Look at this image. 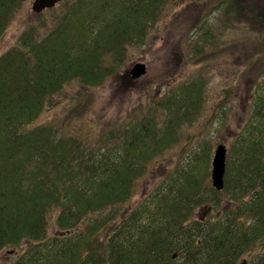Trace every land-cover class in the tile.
I'll return each instance as SVG.
<instances>
[{"label": "trees", "instance_id": "trees-1", "mask_svg": "<svg viewBox=\"0 0 264 264\" xmlns=\"http://www.w3.org/2000/svg\"><path fill=\"white\" fill-rule=\"evenodd\" d=\"M164 1L64 0L47 35L39 38L31 27L0 56V250L30 243L14 264H240L247 248L264 239L260 123L257 129L251 123L249 141L243 136L232 149L237 162L222 191L206 189L201 177L210 154L204 146L189 169L164 176L147 200L116 222L135 182L196 114L202 80L168 93L160 104L163 120L149 112L92 145L59 135L53 125L26 128L68 82L96 87L115 74L123 48L140 41L144 22ZM20 2L0 0V40ZM211 42L210 34L205 43ZM194 56L198 62L200 48ZM254 97L252 114L264 121V83ZM197 207H222V213L190 221ZM52 211L58 212L57 234L47 239ZM262 249L247 264H264Z\"/></svg>", "mask_w": 264, "mask_h": 264}, {"label": "rangeland", "instance_id": "rangeland-1", "mask_svg": "<svg viewBox=\"0 0 264 264\" xmlns=\"http://www.w3.org/2000/svg\"><path fill=\"white\" fill-rule=\"evenodd\" d=\"M33 1L21 0L9 17L0 40V56L31 27L36 28L39 38L47 35L65 10L60 3L35 13ZM254 15L264 16V0H165L157 13L144 22L140 41L132 40L123 48L124 59L115 74L96 87L84 86L78 80L68 82L50 97L48 105L26 128L53 125L59 135L79 136L85 146L92 145L110 130L149 112L163 120L164 107L160 104L168 93L193 80H202V101L196 114L180 124L175 130V143L135 182L131 197L117 208L116 222L147 200L164 176L189 169L193 153L204 146L210 148V154L201 177L209 189L215 147L221 144L227 149L226 177L227 170L237 162L232 152L236 142L243 136L249 141L247 130L251 123L255 129L258 123L264 126L263 119L252 114L254 96L264 83V17L254 21ZM210 34L213 42L207 44ZM199 48L202 57L195 62L194 53ZM135 63H144L147 72L133 80L128 71ZM57 213H50L47 239L57 234ZM193 213L190 221L210 220L222 213V207H197ZM29 244L23 240L0 250V264H14ZM263 247L264 239L248 247L239 262L254 260Z\"/></svg>", "mask_w": 264, "mask_h": 264}, {"label": "water", "instance_id": "water-1", "mask_svg": "<svg viewBox=\"0 0 264 264\" xmlns=\"http://www.w3.org/2000/svg\"><path fill=\"white\" fill-rule=\"evenodd\" d=\"M63 0H34L32 10L40 13L43 10L51 9ZM131 79L135 80L146 74V65L143 63H135L128 71ZM227 149L224 145H218L214 149L211 163V184L214 189L220 191L224 188V175L226 169ZM245 264V263H242Z\"/></svg>", "mask_w": 264, "mask_h": 264}]
</instances>
